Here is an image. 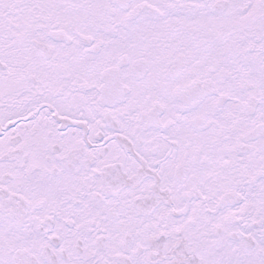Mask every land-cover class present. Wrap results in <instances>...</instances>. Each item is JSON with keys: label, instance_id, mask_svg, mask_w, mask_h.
I'll return each mask as SVG.
<instances>
[{"label": "snow or ice", "instance_id": "1", "mask_svg": "<svg viewBox=\"0 0 264 264\" xmlns=\"http://www.w3.org/2000/svg\"><path fill=\"white\" fill-rule=\"evenodd\" d=\"M0 264H264V0H0Z\"/></svg>", "mask_w": 264, "mask_h": 264}]
</instances>
